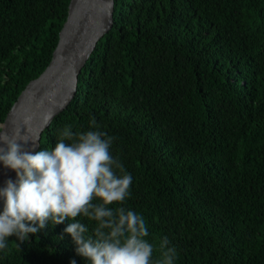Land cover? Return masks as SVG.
Wrapping results in <instances>:
<instances>
[{
	"label": "trees",
	"instance_id": "trees-1",
	"mask_svg": "<svg viewBox=\"0 0 264 264\" xmlns=\"http://www.w3.org/2000/svg\"><path fill=\"white\" fill-rule=\"evenodd\" d=\"M69 2L0 0V126L50 62ZM112 18L36 151L95 120L146 239L167 237L176 264H264V0H114ZM68 223L9 237L0 264H88Z\"/></svg>",
	"mask_w": 264,
	"mask_h": 264
},
{
	"label": "clouds",
	"instance_id": "clouds-1",
	"mask_svg": "<svg viewBox=\"0 0 264 264\" xmlns=\"http://www.w3.org/2000/svg\"><path fill=\"white\" fill-rule=\"evenodd\" d=\"M90 126L65 125L51 151H29L19 130L0 133V164L16 177L0 187V251L9 237L22 243L49 222L69 221L63 231L88 264H176V247L163 237L157 248L145 217L125 206L133 178L111 154L114 137ZM78 217L94 222L91 230Z\"/></svg>",
	"mask_w": 264,
	"mask_h": 264
},
{
	"label": "water",
	"instance_id": "water-1",
	"mask_svg": "<svg viewBox=\"0 0 264 264\" xmlns=\"http://www.w3.org/2000/svg\"><path fill=\"white\" fill-rule=\"evenodd\" d=\"M113 10L114 0H70L50 62L18 95L0 133L19 130L29 139L25 147L38 149L42 131L73 98L81 68L112 25ZM9 179L15 181V172L0 164V187Z\"/></svg>",
	"mask_w": 264,
	"mask_h": 264
}]
</instances>
